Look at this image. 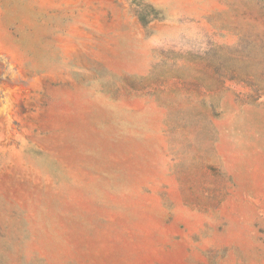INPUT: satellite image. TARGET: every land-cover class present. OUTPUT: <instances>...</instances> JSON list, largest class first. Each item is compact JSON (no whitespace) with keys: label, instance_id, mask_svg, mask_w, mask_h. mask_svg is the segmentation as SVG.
Instances as JSON below:
<instances>
[{"label":"rangeland","instance_id":"rangeland-1","mask_svg":"<svg viewBox=\"0 0 264 264\" xmlns=\"http://www.w3.org/2000/svg\"><path fill=\"white\" fill-rule=\"evenodd\" d=\"M0 264H264V0H0Z\"/></svg>","mask_w":264,"mask_h":264}]
</instances>
